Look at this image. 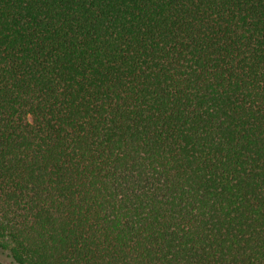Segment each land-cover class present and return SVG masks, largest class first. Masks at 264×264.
<instances>
[{"label":"trees","instance_id":"obj_1","mask_svg":"<svg viewBox=\"0 0 264 264\" xmlns=\"http://www.w3.org/2000/svg\"><path fill=\"white\" fill-rule=\"evenodd\" d=\"M0 253L264 264V0H0Z\"/></svg>","mask_w":264,"mask_h":264},{"label":"rangeland","instance_id":"obj_2","mask_svg":"<svg viewBox=\"0 0 264 264\" xmlns=\"http://www.w3.org/2000/svg\"><path fill=\"white\" fill-rule=\"evenodd\" d=\"M0 259H1L5 264H12L11 260L7 257L6 254L0 253Z\"/></svg>","mask_w":264,"mask_h":264}]
</instances>
